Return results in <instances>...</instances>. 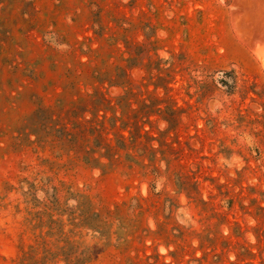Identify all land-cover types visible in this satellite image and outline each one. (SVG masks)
Wrapping results in <instances>:
<instances>
[{"label":"rangeland","instance_id":"374dc122","mask_svg":"<svg viewBox=\"0 0 264 264\" xmlns=\"http://www.w3.org/2000/svg\"><path fill=\"white\" fill-rule=\"evenodd\" d=\"M0 264H264V0H0Z\"/></svg>","mask_w":264,"mask_h":264},{"label":"trees","instance_id":"16d2710c","mask_svg":"<svg viewBox=\"0 0 264 264\" xmlns=\"http://www.w3.org/2000/svg\"><path fill=\"white\" fill-rule=\"evenodd\" d=\"M193 261H195V262H200V258H196V259H194Z\"/></svg>","mask_w":264,"mask_h":264}]
</instances>
